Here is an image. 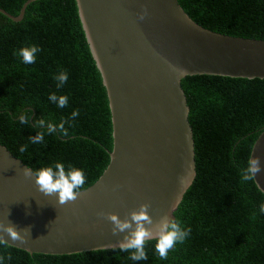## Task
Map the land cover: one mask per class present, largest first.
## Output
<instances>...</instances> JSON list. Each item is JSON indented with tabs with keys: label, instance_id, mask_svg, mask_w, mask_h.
Instances as JSON below:
<instances>
[{
	"label": "trees",
	"instance_id": "1",
	"mask_svg": "<svg viewBox=\"0 0 264 264\" xmlns=\"http://www.w3.org/2000/svg\"><path fill=\"white\" fill-rule=\"evenodd\" d=\"M29 0H0V8L18 17ZM199 25L232 37L264 40V0H178ZM36 45L34 64L14 55ZM68 81L57 88L55 77ZM190 108L197 176L175 218L191 228L183 243L161 259L156 241L146 243L148 259L133 261L117 249L72 255L30 254L0 244L4 264H264V194L254 179L241 182L254 144L264 130V79L191 76L182 80ZM67 96L61 109L48 97ZM79 116L72 119L73 111ZM27 114L29 124L20 123ZM43 119V128L35 121ZM65 123L67 137L46 134L41 144L29 136L47 123ZM113 126L107 90L93 57L76 0H37L22 21L0 13V143L34 172L62 162L84 171L94 185L110 163ZM21 145L28 150L20 153ZM253 216L255 219H253ZM9 253L11 259H8Z\"/></svg>",
	"mask_w": 264,
	"mask_h": 264
},
{
	"label": "water",
	"instance_id": "2",
	"mask_svg": "<svg viewBox=\"0 0 264 264\" xmlns=\"http://www.w3.org/2000/svg\"><path fill=\"white\" fill-rule=\"evenodd\" d=\"M29 0L15 17L23 20ZM107 90L113 126L110 163L76 201L61 205L29 178V168L0 143V223L26 238L7 245L30 254L72 255L117 249L127 233L99 213L124 219L151 205L154 225L175 212L197 176L190 108L182 80L191 76L264 79V40L223 35L196 23L178 0H76ZM264 194V130L253 146ZM250 158V159H251ZM153 225V226H154ZM116 246L113 248V246Z\"/></svg>",
	"mask_w": 264,
	"mask_h": 264
},
{
	"label": "clouds",
	"instance_id": "3",
	"mask_svg": "<svg viewBox=\"0 0 264 264\" xmlns=\"http://www.w3.org/2000/svg\"><path fill=\"white\" fill-rule=\"evenodd\" d=\"M40 51V47L32 45L19 49L18 52H14V55L22 57L24 64H34L36 62V55ZM68 78L66 71L61 72L55 77L57 81L56 87H63L67 83ZM48 99L57 104V107L61 109L68 106L67 96H57L53 92L49 95ZM77 116H79V111H73L71 114L72 119H75ZM19 119L21 124H29L30 117L27 114L21 115ZM45 124L46 121L43 119L35 121V125L40 128H43ZM57 129H59L61 135L65 137L69 135L64 122L58 126L47 123L46 133L41 131L36 136H29L27 139L31 144L38 145L44 141L46 134H54L57 132ZM27 150L28 145H21L19 148L20 153H24ZM260 171V159L258 157L249 159L247 167L241 173V182L253 180ZM24 174L30 178L33 175V171L30 168H26ZM34 174L36 176L35 183L39 191L47 196L58 194V200L61 205L76 201L79 196L78 190L86 182L83 170L70 165L66 171L62 162H56L53 166L40 168ZM150 207L149 203L141 204L138 209L131 211L124 219H121L117 214L99 213L101 217L106 218L113 224V235L127 233L123 240L119 242L118 248L122 252L130 253L129 258L133 261H146L148 259V254L145 250L146 243L152 240L156 241L155 250L160 258L167 259L169 251L177 243H183L191 233V228H182L180 223L174 219H170L168 216L162 217L154 225L153 218L149 214ZM260 211L264 213V205H261ZM253 219H255L254 216ZM4 233H7L14 241L27 242L26 238L16 230L15 225L9 224L6 226L0 223V244H7V241L4 239ZM115 247L114 245L113 248ZM7 258L11 259L10 253ZM4 260L5 257L0 256V264H4Z\"/></svg>",
	"mask_w": 264,
	"mask_h": 264
}]
</instances>
